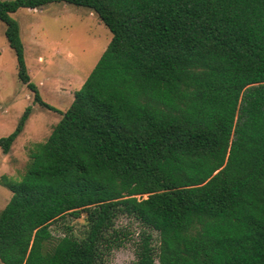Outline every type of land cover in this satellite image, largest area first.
Masks as SVG:
<instances>
[{"label":"trees","instance_id":"obj_1","mask_svg":"<svg viewBox=\"0 0 264 264\" xmlns=\"http://www.w3.org/2000/svg\"><path fill=\"white\" fill-rule=\"evenodd\" d=\"M54 2L112 33L64 111L32 81L11 16ZM0 20L34 102L62 114L23 177L0 179L4 264H104L123 215L160 235L144 232L135 264H264V0H0ZM83 212V238H55L54 221Z\"/></svg>","mask_w":264,"mask_h":264},{"label":"rangeland","instance_id":"obj_2","mask_svg":"<svg viewBox=\"0 0 264 264\" xmlns=\"http://www.w3.org/2000/svg\"><path fill=\"white\" fill-rule=\"evenodd\" d=\"M11 16L21 28L32 81L47 102L66 110L110 43V29L93 9L66 2L36 9L20 8ZM5 29V23L0 20V137L9 135L25 109L32 106L25 127L10 151L4 153L0 147V179L7 175L16 181L26 172L34 144L46 141L62 114L34 102L33 92L18 76L16 53L9 45ZM12 194L0 183V211ZM116 227L124 233L118 241L122 243L106 250L104 264H135L144 232L152 233V243L159 246V232L133 216L119 217ZM50 228L55 238L67 233L83 238L88 229L86 213L79 217L66 214ZM0 264L4 263L0 260Z\"/></svg>","mask_w":264,"mask_h":264},{"label":"crops","instance_id":"obj_3","mask_svg":"<svg viewBox=\"0 0 264 264\" xmlns=\"http://www.w3.org/2000/svg\"><path fill=\"white\" fill-rule=\"evenodd\" d=\"M21 29V28H20ZM12 192V191H11Z\"/></svg>","mask_w":264,"mask_h":264}]
</instances>
